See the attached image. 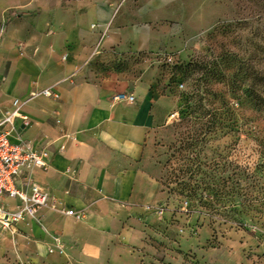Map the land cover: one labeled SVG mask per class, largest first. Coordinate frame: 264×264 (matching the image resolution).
Wrapping results in <instances>:
<instances>
[{"label": "rangeland", "instance_id": "1", "mask_svg": "<svg viewBox=\"0 0 264 264\" xmlns=\"http://www.w3.org/2000/svg\"><path fill=\"white\" fill-rule=\"evenodd\" d=\"M147 12L152 49L109 68L128 85L124 92L145 89L162 104L154 130L141 137V157L123 166L136 175L128 197H108L112 223L100 256L85 251L87 232L66 238L62 224L51 230L53 218L81 221L87 210L48 192L49 205L36 214L48 240L0 225V264H264V0H181ZM7 31L2 22L1 40ZM16 46L23 55L24 43ZM13 59L0 66L1 89L14 78ZM47 90L54 88L15 100L58 98Z\"/></svg>", "mask_w": 264, "mask_h": 264}, {"label": "crops", "instance_id": "2", "mask_svg": "<svg viewBox=\"0 0 264 264\" xmlns=\"http://www.w3.org/2000/svg\"><path fill=\"white\" fill-rule=\"evenodd\" d=\"M174 1L181 0H0V24H8L0 39V66L12 57L16 64L12 82L0 88V113L12 111L14 100L35 88L53 87L58 94L26 104L22 113L32 124L17 119L10 141L22 139L36 148L48 144L50 167L35 170L33 181L67 208L87 210L81 221L53 218L51 230L62 224L66 238L74 231L87 232L85 251L93 258L100 256L103 230L112 223L111 203L127 198L136 179L135 172H124L123 166L141 157V137L154 130V109L162 104L154 103V95L145 89L124 92L128 85L109 67L118 58L152 49V28L144 18L147 7L165 8ZM17 41L24 43L21 56ZM108 71L113 74H105ZM117 93L134 95L136 101H113ZM24 183L23 178L18 186L23 189ZM90 197L97 203L89 207ZM4 204L8 210L22 206L19 199L5 198ZM52 214L46 213L45 220ZM15 227L48 238L37 220L28 218Z\"/></svg>", "mask_w": 264, "mask_h": 264}, {"label": "built area", "instance_id": "3", "mask_svg": "<svg viewBox=\"0 0 264 264\" xmlns=\"http://www.w3.org/2000/svg\"><path fill=\"white\" fill-rule=\"evenodd\" d=\"M54 91L47 90L44 95L52 97ZM117 102L134 104L136 98L125 93L114 97ZM22 104L16 100L14 109L2 116L0 119V225L4 229L14 228L18 223L32 219L39 209L47 207L50 195L47 190L33 181L35 170H47L50 167L51 154L48 144L36 148L33 144L19 139L14 144L10 141L15 131V121L20 119L26 126L29 118L20 113ZM10 129H6V127ZM66 137V141L68 140ZM66 143L62 145L61 151H65ZM25 179V188H20L19 182ZM31 190V195L27 190ZM19 199L22 206L17 210H8L4 199Z\"/></svg>", "mask_w": 264, "mask_h": 264}, {"label": "bare ground", "instance_id": "4", "mask_svg": "<svg viewBox=\"0 0 264 264\" xmlns=\"http://www.w3.org/2000/svg\"><path fill=\"white\" fill-rule=\"evenodd\" d=\"M16 101V100H15ZM15 101L13 102V106H15ZM26 104H24L21 108H20V113H22V109H23V107L25 106ZM23 114V113H22ZM33 220H36L37 218L34 216L33 218H32Z\"/></svg>", "mask_w": 264, "mask_h": 264}]
</instances>
